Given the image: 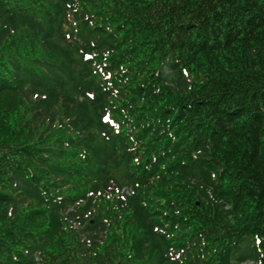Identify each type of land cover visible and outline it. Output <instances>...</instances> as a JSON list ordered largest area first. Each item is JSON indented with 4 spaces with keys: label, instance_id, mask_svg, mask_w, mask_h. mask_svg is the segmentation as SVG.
<instances>
[{
    "label": "trees",
    "instance_id": "trees-1",
    "mask_svg": "<svg viewBox=\"0 0 264 264\" xmlns=\"http://www.w3.org/2000/svg\"><path fill=\"white\" fill-rule=\"evenodd\" d=\"M0 264H264V0H0Z\"/></svg>",
    "mask_w": 264,
    "mask_h": 264
}]
</instances>
